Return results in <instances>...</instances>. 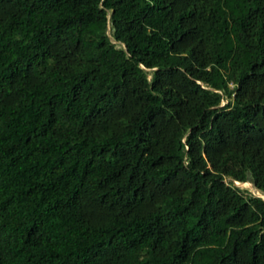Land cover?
<instances>
[{
	"label": "trees",
	"instance_id": "trees-1",
	"mask_svg": "<svg viewBox=\"0 0 264 264\" xmlns=\"http://www.w3.org/2000/svg\"><path fill=\"white\" fill-rule=\"evenodd\" d=\"M235 182L264 195V0H0V264H264Z\"/></svg>",
	"mask_w": 264,
	"mask_h": 264
},
{
	"label": "rangeland",
	"instance_id": "rangeland-1",
	"mask_svg": "<svg viewBox=\"0 0 264 264\" xmlns=\"http://www.w3.org/2000/svg\"><path fill=\"white\" fill-rule=\"evenodd\" d=\"M224 104H225V102L222 103V105H224ZM234 185H235V184H234ZM236 185H237V184H236ZM236 185H235V186H236ZM238 187L247 190L249 193H251V194L254 195V196H259V197H261V198L264 200V195H262L261 193H258V192L252 187L251 184H249V183H246V184H238Z\"/></svg>",
	"mask_w": 264,
	"mask_h": 264
},
{
	"label": "clouds",
	"instance_id": "clouds-1",
	"mask_svg": "<svg viewBox=\"0 0 264 264\" xmlns=\"http://www.w3.org/2000/svg\"><path fill=\"white\" fill-rule=\"evenodd\" d=\"M234 184H235V185L237 184L236 187H238V184H241V183H237V182H235ZM245 184H246V183H245ZM258 193H259V192H258ZM258 197H259V196H258Z\"/></svg>",
	"mask_w": 264,
	"mask_h": 264
}]
</instances>
